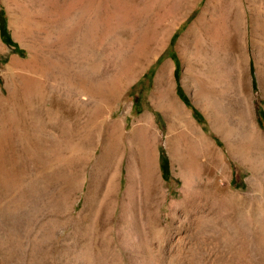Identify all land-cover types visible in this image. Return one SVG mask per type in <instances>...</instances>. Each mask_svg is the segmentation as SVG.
Segmentation results:
<instances>
[{
  "label": "rangeland",
  "instance_id": "obj_1",
  "mask_svg": "<svg viewBox=\"0 0 264 264\" xmlns=\"http://www.w3.org/2000/svg\"><path fill=\"white\" fill-rule=\"evenodd\" d=\"M92 3L100 14L114 13L112 66L125 84L112 104L100 105V113L112 112L111 119L121 120L127 137L142 115H153L159 130L158 174L153 182H160L161 193L157 200L148 196L139 170L129 178L136 142L121 148L117 189L113 193L108 189L107 194L113 170L100 163L103 140L94 145L87 140L77 153L54 151L46 139L54 129L47 127L42 141L32 142L30 162L20 165L17 205L0 197V264H264V170L227 154L229 168L221 175L213 161H199L195 152L193 159L204 173L185 192L184 177L177 173L167 147L168 138L181 128L152 99L156 76L170 63L171 99L179 109L175 111L191 116L218 146L224 145L221 137L195 101L196 79L204 92L215 86V94L228 89L227 99L223 95L226 108L236 110L241 100L247 102L264 132V59L255 49L260 39L254 36L253 8L243 0L238 7L228 4L224 27L209 0ZM10 7L18 24L32 28L53 19L52 7L44 11L45 17L34 14L24 1ZM237 11L240 17L233 20ZM116 14L120 18L115 20ZM0 45V88L6 93L10 62L27 58L28 48L15 38L8 5L1 0ZM109 46L108 41L99 45L101 70ZM218 75L225 79L216 85Z\"/></svg>",
  "mask_w": 264,
  "mask_h": 264
},
{
  "label": "bare ground",
  "instance_id": "obj_2",
  "mask_svg": "<svg viewBox=\"0 0 264 264\" xmlns=\"http://www.w3.org/2000/svg\"><path fill=\"white\" fill-rule=\"evenodd\" d=\"M1 1L8 5L14 36L28 48V57L12 58L8 67L10 73H7L5 80L6 93L0 88V197L6 196L11 205H17L20 165L30 162L28 158L33 149L32 142L37 138L42 141L40 135L45 133L47 127H52L54 132L46 135V139L54 151L70 150L71 153H77L83 148V144L88 143L87 140L88 145H94L95 140H103L100 163L105 169L113 170L107 183V194L108 189L111 193L117 189L116 178L120 168L121 148L128 142L133 147L132 144L136 142L137 151H131L130 155L129 178L131 179L133 171L139 170L148 196L157 200L162 186L160 182H153L158 174L156 144L159 138L153 115H142L136 121L134 131L127 137L121 120L113 121L110 117L112 112L109 116L100 113V105L112 104L125 86L122 78L117 76L119 72L115 74L112 66L115 54L114 40H109L115 37L112 31L114 27L111 25L114 13H98L93 7L94 0ZM21 1L26 2L34 14H42L44 17V11L50 12L52 7L53 19L34 28L31 24H18L15 10L10 5L14 2L19 7ZM244 2L253 8L251 16L254 36L260 39L255 49L259 59H264V0H243ZM238 3L239 0H209L212 9L215 6L218 8L216 17L224 27L225 22H228V4L232 8L238 7ZM107 5L110 6V3ZM240 13L237 11L233 20H238ZM41 18L38 20L40 23ZM116 18L120 17H115V20ZM107 41L110 43L105 55L107 64L103 65L101 70L97 62L99 45ZM0 50H3L1 45ZM18 69L22 71L21 74L13 72ZM170 73V63L164 64L156 76L152 99L165 117L181 128L179 132L178 129L176 131L172 128L177 134L168 138L167 147L177 173L184 177V191L192 180L201 178L204 173V169L196 165L193 159L192 153L195 152L198 160L213 161L222 170L221 175L229 168L226 162L227 154L233 159L246 161L254 170H264V132L256 124V120L254 121L247 102L238 101L240 104L236 110L226 108L223 95L228 89L224 93L222 88L215 94V86L212 91L204 92L196 79L195 101L200 107L203 106L212 131L221 137L224 145L218 146L216 140L191 116H182L176 112L179 109L173 107ZM219 76H216V82L214 81L216 85L218 79L224 83L225 78Z\"/></svg>",
  "mask_w": 264,
  "mask_h": 264
},
{
  "label": "trees",
  "instance_id": "obj_3",
  "mask_svg": "<svg viewBox=\"0 0 264 264\" xmlns=\"http://www.w3.org/2000/svg\"><path fill=\"white\" fill-rule=\"evenodd\" d=\"M10 43V42H9ZM12 44V43H11Z\"/></svg>",
  "mask_w": 264,
  "mask_h": 264
}]
</instances>
